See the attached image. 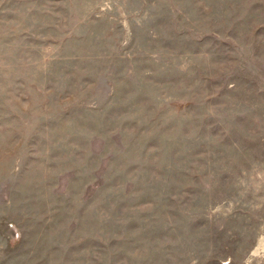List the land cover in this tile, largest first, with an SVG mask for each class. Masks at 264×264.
I'll return each instance as SVG.
<instances>
[{
    "label": "rangeland",
    "instance_id": "374dc122",
    "mask_svg": "<svg viewBox=\"0 0 264 264\" xmlns=\"http://www.w3.org/2000/svg\"><path fill=\"white\" fill-rule=\"evenodd\" d=\"M0 264H264V0H0Z\"/></svg>",
    "mask_w": 264,
    "mask_h": 264
}]
</instances>
